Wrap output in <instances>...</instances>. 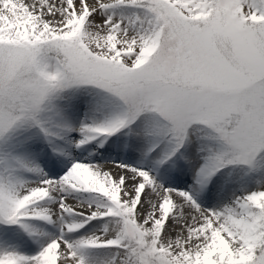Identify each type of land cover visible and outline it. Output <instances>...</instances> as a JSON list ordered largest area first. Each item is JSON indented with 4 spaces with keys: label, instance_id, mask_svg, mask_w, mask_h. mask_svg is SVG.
<instances>
[{
    "label": "snow or ice",
    "instance_id": "snow-or-ice-1",
    "mask_svg": "<svg viewBox=\"0 0 264 264\" xmlns=\"http://www.w3.org/2000/svg\"><path fill=\"white\" fill-rule=\"evenodd\" d=\"M0 264H264V0H0Z\"/></svg>",
    "mask_w": 264,
    "mask_h": 264
}]
</instances>
